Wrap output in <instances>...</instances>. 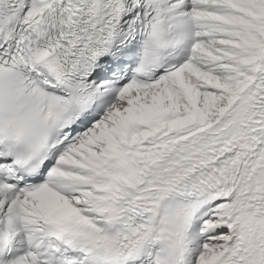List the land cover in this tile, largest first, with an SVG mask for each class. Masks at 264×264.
I'll list each match as a JSON object with an SVG mask.
<instances>
[{
    "label": "snow or ice",
    "instance_id": "6c2138e0",
    "mask_svg": "<svg viewBox=\"0 0 264 264\" xmlns=\"http://www.w3.org/2000/svg\"><path fill=\"white\" fill-rule=\"evenodd\" d=\"M0 264H264V0H0Z\"/></svg>",
    "mask_w": 264,
    "mask_h": 264
}]
</instances>
